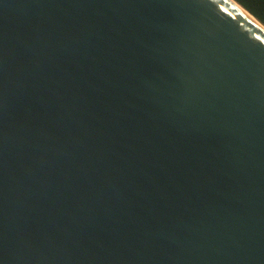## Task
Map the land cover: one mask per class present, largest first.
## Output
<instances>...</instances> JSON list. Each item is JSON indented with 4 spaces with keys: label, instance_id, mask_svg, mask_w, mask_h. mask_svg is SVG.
Returning <instances> with one entry per match:
<instances>
[{
    "label": "water",
    "instance_id": "water-1",
    "mask_svg": "<svg viewBox=\"0 0 264 264\" xmlns=\"http://www.w3.org/2000/svg\"><path fill=\"white\" fill-rule=\"evenodd\" d=\"M0 264H264V25L0 0Z\"/></svg>",
    "mask_w": 264,
    "mask_h": 264
},
{
    "label": "trees",
    "instance_id": "trees-1",
    "mask_svg": "<svg viewBox=\"0 0 264 264\" xmlns=\"http://www.w3.org/2000/svg\"><path fill=\"white\" fill-rule=\"evenodd\" d=\"M264 25V0H235Z\"/></svg>",
    "mask_w": 264,
    "mask_h": 264
},
{
    "label": "bare ground",
    "instance_id": "bare-ground-1",
    "mask_svg": "<svg viewBox=\"0 0 264 264\" xmlns=\"http://www.w3.org/2000/svg\"><path fill=\"white\" fill-rule=\"evenodd\" d=\"M245 12V11H244Z\"/></svg>",
    "mask_w": 264,
    "mask_h": 264
}]
</instances>
